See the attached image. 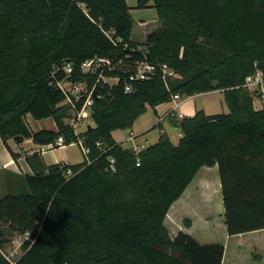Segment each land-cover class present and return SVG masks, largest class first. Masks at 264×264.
<instances>
[{
	"label": "trees",
	"instance_id": "16d2710c",
	"mask_svg": "<svg viewBox=\"0 0 264 264\" xmlns=\"http://www.w3.org/2000/svg\"><path fill=\"white\" fill-rule=\"evenodd\" d=\"M150 2L160 26L138 45L126 0H0L5 147L16 160L7 140L49 145L62 137L65 145L81 139L89 151L80 163L48 166L25 154L32 175L0 172V264H10L3 254L27 231L16 264H221V243L202 244L185 231L171 238L164 226L203 166L218 168L227 234L264 229V108L244 86L258 69L264 77V0H137V7ZM93 58L110 64L84 71ZM139 62L155 70L125 92ZM64 81L93 89L92 125L83 131L70 121L86 93L66 102L57 86ZM214 90L227 112L169 113L181 132L176 145L165 133L138 151L113 138L147 107ZM27 115L51 118L56 130L31 131Z\"/></svg>",
	"mask_w": 264,
	"mask_h": 264
},
{
	"label": "crops",
	"instance_id": "0c3cea01",
	"mask_svg": "<svg viewBox=\"0 0 264 264\" xmlns=\"http://www.w3.org/2000/svg\"><path fill=\"white\" fill-rule=\"evenodd\" d=\"M157 28H159V24ZM214 92L219 93L223 97L221 90H214L211 92L200 93L193 96H185L186 99L184 100H181L180 96L177 100L172 99L168 103L158 105L155 112L150 107H147L145 112L148 113V111H151L152 113L151 116L149 115L147 122L139 124L137 127V120L138 118L140 119L143 116L142 115L135 120L128 136L127 134L126 136L124 135L125 131H119V137L122 139H119L118 141L114 137V133L117 131L116 130L112 132L113 138L117 143L119 142L118 144H120L122 147L123 145L121 143L125 141L133 142L134 144L135 142H140V147L142 148L144 146L142 144V141H144L146 145L154 144L155 142H157L159 134L153 135V129L157 127V124H159L161 126L160 134L165 133L169 137L170 141L176 145L181 138V132L179 128L174 129L169 124L171 129L176 132V134H172L171 132L169 133V131L164 127H162V123L166 121L169 113L172 112V114L178 119L183 117H191L197 110H203L206 114H217V112L207 113V111L204 110V107L207 104L216 101H219L220 105H222L221 97L215 99L214 97H212L211 99L209 98V95L213 94ZM194 96H201L203 98L201 99L199 106L194 105V107L191 108L190 105H187L186 101L191 100ZM179 109L180 111L178 112ZM156 118L157 120L155 121ZM42 129L56 130V127L54 129ZM30 130L34 131L31 128ZM149 136L151 137V139H148L150 138ZM7 144L14 153L20 155L16 160L13 159L0 138V172H2V175H8V172L17 174L25 173L32 175L33 172L26 162L25 154H38L43 159L44 164L47 166L60 162L77 164L83 161L71 162L69 161L68 156H61L57 152V150H61L66 146L72 144L51 148L49 145L35 144L31 139H25L18 142L14 139H9L7 140ZM128 149L137 151L140 150L138 149V147H132ZM82 156L84 159L83 154ZM213 200L217 202V206L219 208L218 214H220L222 218L221 231L223 234L220 235L222 239L219 242L216 241L217 236L214 235L213 227H211L212 221L211 219H209L211 212L213 211ZM184 219L189 220V223H184ZM164 226L166 227L171 238H174L179 231H185L191 234L198 242L202 244L221 243L224 247L221 264H264V249L260 248L259 250V245H256V243H254L255 241L259 242L258 239H260V241H264V237L259 238V235H261L262 233L264 234V229L237 235H228L226 232V227L223 222V204L220 192V181L218 176V168L216 165H213L211 167L203 166L199 169L183 194L170 206L164 219ZM245 236L250 237V240L244 241L243 238ZM232 238L238 239L237 243L235 244L236 247L234 245L229 247V241ZM251 248L256 251L259 250V252L262 251V253L260 252L259 257L253 259L248 254V251H250Z\"/></svg>",
	"mask_w": 264,
	"mask_h": 264
},
{
	"label": "rangeland",
	"instance_id": "374dc122",
	"mask_svg": "<svg viewBox=\"0 0 264 264\" xmlns=\"http://www.w3.org/2000/svg\"><path fill=\"white\" fill-rule=\"evenodd\" d=\"M127 5L130 7V13L133 17V28H132V33L130 36V40L135 42L136 44L140 45L144 39H145V35L146 33H149L153 30H155L158 27V24L160 26V23L158 22L157 18H156V12L155 9L153 7H151L152 2H150L146 7L144 8H138L137 7V0H126ZM212 97L215 98H219L221 97V104L219 103V101L207 104L204 107V110L207 111V113H222V112H227V106L223 100L222 95H220L217 92H214L213 94L209 95V98L211 99ZM203 97L201 96H194L191 100H187V105H190V107H194L195 106H199L201 99ZM186 99L185 96H181V100ZM180 111V109L178 110V112ZM151 111L144 112L142 115H140L139 117H141L140 119L138 118L137 120V127L139 124H143L145 122H147L149 115L151 116ZM155 118V117H154ZM153 118V119H154ZM157 120V118L155 119V121ZM26 122L27 125L29 126V128L33 129L34 131L42 129V128H48V129H54V122L51 118H47V119H43V120H35L33 119L30 115L26 116ZM87 124L92 125V122L90 120V117H86L83 120H80L77 122L76 124V131H83L85 128V126ZM153 127V125H152ZM162 127H164L166 130L169 131V133L171 132L172 134H176V132L174 130L171 129L170 125L168 124V122H163L162 123ZM160 128L161 127H155L153 130V135H160ZM119 131H125L124 135L127 136L130 133V129H125V130H117L114 133V137L119 141V139H122L119 137ZM150 137V136H149ZM148 139H151L148 138ZM119 143V142H118ZM123 145L124 148H132V147H138V149L142 150L144 147H146L147 145L144 143V141H142V144L144 145L142 148L140 147V142H135V144L133 142H122L121 143ZM65 145V144H63ZM57 152L61 155V156H68L69 161L71 162H77V161H82L83 160V156H82V152L80 150V148L75 144L66 146L65 148L61 149V150H57ZM60 164H66L68 165L69 163L67 162H60ZM215 199V198H214ZM212 212L211 215L209 217V219H211L212 224L211 227H213V232L214 235H216V241L219 242L222 238L220 235H222V231H221V224H222V218L221 215L218 214L219 212V208L217 206V202L215 200L212 201ZM184 223L188 222L189 220L184 219L183 220ZM216 232V233H215ZM264 234L262 233L261 235H259V238L264 237ZM18 238V237H17ZM16 238V239H17ZM244 241L246 240H250V237L245 236ZM258 241H255L254 243H256V245H259L258 248L260 250V248L264 249V241H260V239H258ZM19 241H21L19 239ZM238 239L237 238H232L229 241V247H231L232 245L235 246V244L237 243ZM236 247V246H235ZM12 249V247H11ZM259 250H253V248H251L250 251H248V254L250 255L251 258L255 259L256 257H259ZM169 251V250H168ZM264 251V250H263ZM264 253V252H263Z\"/></svg>",
	"mask_w": 264,
	"mask_h": 264
},
{
	"label": "built area",
	"instance_id": "2783aa9c",
	"mask_svg": "<svg viewBox=\"0 0 264 264\" xmlns=\"http://www.w3.org/2000/svg\"><path fill=\"white\" fill-rule=\"evenodd\" d=\"M102 64H105L106 66L110 64L108 60L101 59V58H93L86 60L82 63V69L84 71H94L97 67L101 66ZM64 70L66 73H71L72 71V65L70 62H67ZM155 70V66L148 62H139L135 64L134 67V73L130 74L126 84H125V92H130L132 90L131 83L135 80H144L149 78ZM162 70L165 73V75H172V71L167 69L166 64L162 65ZM102 79L109 83H116L118 81L117 77L112 78H105L102 77ZM57 86L61 89V91L66 96V102H71V96L75 97V100L79 98L80 92H85L86 97L85 100L80 108V110L76 114V118L72 119L70 123L74 128H76V124L78 121L83 120L84 118L90 116V106L92 104V92L93 89L86 90L84 85L81 83H69V82H57ZM244 86L248 88L249 90H255L257 92L256 97L254 99V106L256 108H264V77L261 70H256L253 74L249 75L245 79ZM180 96L177 94L173 95L172 99L177 100ZM64 141L62 137L57 138L56 142L53 144H49L51 148L54 147H61L63 146ZM71 144H76L82 154L86 156L88 154V149L84 146L83 141L81 139H78L76 142H73ZM98 144V143H97ZM66 165V164H65ZM67 173L70 175L71 171L67 170ZM30 237V232L27 231L22 237L15 239L13 242L12 249L9 250L6 254H3L4 257L10 262V264H16V261L18 257L21 254V245L24 240H28ZM19 239L21 241H19Z\"/></svg>",
	"mask_w": 264,
	"mask_h": 264
},
{
	"label": "water",
	"instance_id": "95a60500",
	"mask_svg": "<svg viewBox=\"0 0 264 264\" xmlns=\"http://www.w3.org/2000/svg\"><path fill=\"white\" fill-rule=\"evenodd\" d=\"M166 122H168V124H170L174 129L179 128L178 123L175 120H173V118H171V117H167ZM88 127H90V126H88ZM14 140H16V138H14Z\"/></svg>",
	"mask_w": 264,
	"mask_h": 264
}]
</instances>
